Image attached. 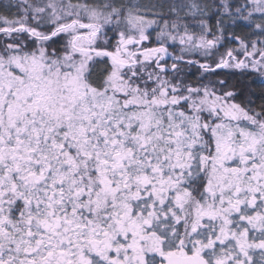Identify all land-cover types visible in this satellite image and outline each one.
<instances>
[{
	"label": "snow or ice",
	"instance_id": "1",
	"mask_svg": "<svg viewBox=\"0 0 264 264\" xmlns=\"http://www.w3.org/2000/svg\"><path fill=\"white\" fill-rule=\"evenodd\" d=\"M253 78L264 0L0 2V264H264Z\"/></svg>",
	"mask_w": 264,
	"mask_h": 264
},
{
	"label": "trees",
	"instance_id": "2",
	"mask_svg": "<svg viewBox=\"0 0 264 264\" xmlns=\"http://www.w3.org/2000/svg\"><path fill=\"white\" fill-rule=\"evenodd\" d=\"M0 2H6V0H0ZM241 26L240 27H235V30L236 31H242L244 30L243 29V24L244 22H238ZM254 79V82L251 84V87L254 89V90H258L259 88L261 87H264V84L261 83V81L258 79V78H253Z\"/></svg>",
	"mask_w": 264,
	"mask_h": 264
}]
</instances>
